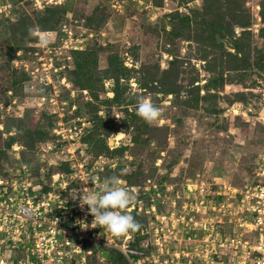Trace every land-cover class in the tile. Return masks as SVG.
<instances>
[{"label":"rangeland","instance_id":"obj_1","mask_svg":"<svg viewBox=\"0 0 264 264\" xmlns=\"http://www.w3.org/2000/svg\"><path fill=\"white\" fill-rule=\"evenodd\" d=\"M262 2L68 0L44 14L16 4L0 20V161L27 162L48 190L58 174L73 209L95 216L87 222L100 239L119 241L113 224L119 233L129 222L145 254L168 248L178 262L184 251L191 264L204 254L237 264L202 223L246 233L235 205L264 152V67L253 66ZM238 18L248 26L231 25ZM206 22L238 39L240 53ZM73 50L95 51L92 92L73 82ZM112 66L127 77L116 81ZM84 248L91 264H113L104 245Z\"/></svg>","mask_w":264,"mask_h":264},{"label":"built area","instance_id":"obj_2","mask_svg":"<svg viewBox=\"0 0 264 264\" xmlns=\"http://www.w3.org/2000/svg\"><path fill=\"white\" fill-rule=\"evenodd\" d=\"M29 1L40 9L46 5H59L64 0ZM11 6V0H2L0 16L8 15ZM27 168L22 165L18 173L0 176V264H91L89 256L92 251L84 248L88 241L117 250L127 264H191L193 256L184 251L182 256L187 257L185 262H178V252L166 257L168 248L163 256L145 254L143 248L132 244L134 235L128 231L132 230L133 225L129 222L123 225L119 233V225L113 224L111 231L119 241L105 237L100 239L95 236L94 222H87L95 219V216H88V212L77 213L73 209L71 200L61 192L58 174L51 175V188L44 190L45 178L40 176L38 180H33ZM253 171L256 181L241 192L235 205L240 217L236 218L238 222L235 219L236 224L233 223L237 227L242 226L244 232H253L254 240H247L240 233L222 235L217 228L214 230L216 226H209L208 223L207 227L206 223H202L203 229L209 231L208 235L216 240L217 245L229 248L237 264H264V152ZM60 185L61 189L58 188ZM207 219L210 221L211 218ZM202 250L204 252L206 248ZM209 255L211 258L213 252L210 251ZM202 257V264H219V261L208 260L206 254ZM218 258L222 260L220 255Z\"/></svg>","mask_w":264,"mask_h":264},{"label":"trees","instance_id":"obj_3","mask_svg":"<svg viewBox=\"0 0 264 264\" xmlns=\"http://www.w3.org/2000/svg\"><path fill=\"white\" fill-rule=\"evenodd\" d=\"M12 1H13V3L11 6L10 14H13V11H14L13 9L15 8L16 4L21 5V6L32 7V9L35 10L36 12H38L40 14H44L45 12L50 11L49 9H51V8H53L52 10H54L56 8L58 9L63 4H65L68 0H64L62 3H59V5H46L40 9L34 7L32 2L29 0L23 1L22 3H20V1H22V0H12ZM5 17L6 16H4V18H1L0 20L9 19V17H7V18H5ZM260 19H262V21L264 22V2H262V10H261ZM206 23L210 26V30H211V27L213 26L212 30L221 39L220 42L222 45L226 46L227 48L233 49L234 51L239 50L237 52L240 53L241 47L238 43V39L230 40V39L226 38V36L221 33L220 29L222 30V28L219 25L215 24V26H214V24L213 25L210 24L211 22H206ZM215 23H217V22H215ZM231 23H232L231 25L235 24V25L240 26V27H247L249 24V20L243 21L242 19L238 18L237 21L231 22ZM224 24H226V22H224ZM231 28H232V26H231ZM243 31H246V30H243ZM230 32H232V30ZM246 33H248V32H246ZM263 33H264V29H262V34ZM72 56H73V66L71 67L70 70H71V74L73 75V82L77 86H79V88H87L90 90V92H92L94 90V84H96L95 82L97 81V78L94 74V70L96 67L95 51H93V50H90V51L89 50H73ZM248 58H249V55L246 56L247 61H248ZM253 66H256L258 69H261L264 67V45L257 49V58H256V60H254ZM111 70H113V75L115 76L116 81H118V78H119L118 75H120L117 72H119V73L123 72L124 74L122 73V75H120L123 77H127V75H128L127 70L121 66H120V68L112 66ZM223 82H224V80L221 78V76L218 75V77L215 78V83H223ZM117 85H118V83H116V85L113 86V88H112L113 89V95L109 101L118 99L119 89H118ZM207 85H209V84H207ZM170 92H172V91H170ZM238 94H239V92L234 93L236 100H239L241 97V94L239 96H238ZM12 139H13V137L10 138V140L7 142V144H6L7 148H9L11 146V144H12L11 140ZM103 147L104 146H101L100 149H103ZM6 161L7 162H5V163H3V161H0V176L1 177H8L10 175H13L16 172L18 173L22 165H26L28 168H30V166L28 165L27 162H23V160L19 159V158H12V160H6ZM257 161L255 162L254 168L257 165ZM254 168H253V170H254ZM255 181H256V177L254 176V171H253L249 184H253V183H255ZM45 186L46 185H44V190L47 189V187H45ZM132 219L134 220V222H133L135 225L134 228L136 227V232L138 233L139 232V228H137L138 223H135V217L132 216ZM132 244L134 246H139V241L137 240L135 242V244H134V242ZM98 249L95 246V249H93V253H97L98 251L100 253L102 249H100V250H98ZM104 249H107V251H108L107 258L112 260L113 264H126V261H124L123 256L117 250H114V249L108 248V247L104 248Z\"/></svg>","mask_w":264,"mask_h":264},{"label":"crops","instance_id":"obj_4","mask_svg":"<svg viewBox=\"0 0 264 264\" xmlns=\"http://www.w3.org/2000/svg\"><path fill=\"white\" fill-rule=\"evenodd\" d=\"M243 236L245 238L250 239V240H254V233L253 232H246Z\"/></svg>","mask_w":264,"mask_h":264},{"label":"water","instance_id":"obj_5","mask_svg":"<svg viewBox=\"0 0 264 264\" xmlns=\"http://www.w3.org/2000/svg\"><path fill=\"white\" fill-rule=\"evenodd\" d=\"M111 142H113V141L111 140ZM103 254L106 255V252L103 251V252H102V255H103Z\"/></svg>","mask_w":264,"mask_h":264},{"label":"bare ground","instance_id":"obj_6","mask_svg":"<svg viewBox=\"0 0 264 264\" xmlns=\"http://www.w3.org/2000/svg\"><path fill=\"white\" fill-rule=\"evenodd\" d=\"M119 135H121V134H119ZM118 136V135H117ZM119 137V136H118Z\"/></svg>","mask_w":264,"mask_h":264}]
</instances>
